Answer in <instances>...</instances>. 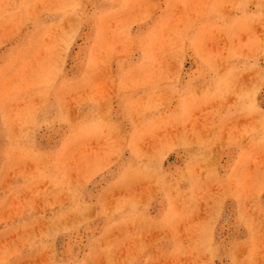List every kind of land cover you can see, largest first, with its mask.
<instances>
[{"label":"rangeland","instance_id":"obj_1","mask_svg":"<svg viewBox=\"0 0 264 264\" xmlns=\"http://www.w3.org/2000/svg\"><path fill=\"white\" fill-rule=\"evenodd\" d=\"M0 264H264V0H0Z\"/></svg>","mask_w":264,"mask_h":264}]
</instances>
